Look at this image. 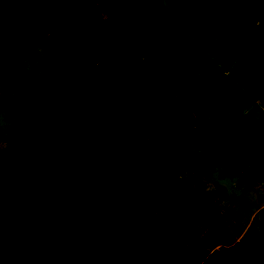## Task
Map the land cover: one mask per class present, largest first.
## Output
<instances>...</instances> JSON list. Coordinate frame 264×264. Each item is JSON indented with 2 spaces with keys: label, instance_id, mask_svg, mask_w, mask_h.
<instances>
[{
  "label": "rangeland",
  "instance_id": "obj_1",
  "mask_svg": "<svg viewBox=\"0 0 264 264\" xmlns=\"http://www.w3.org/2000/svg\"><path fill=\"white\" fill-rule=\"evenodd\" d=\"M103 7L0 0V156L49 106L82 136L110 117L102 69L78 57L71 35L74 22L98 20ZM109 13L112 50L128 47L203 126L229 132L240 164L264 160V0H137L131 9L116 0ZM153 123L111 119L94 149L199 258L221 244L206 264H264V209L253 214L264 182L225 173L182 119Z\"/></svg>",
  "mask_w": 264,
  "mask_h": 264
},
{
  "label": "trees",
  "instance_id": "obj_2",
  "mask_svg": "<svg viewBox=\"0 0 264 264\" xmlns=\"http://www.w3.org/2000/svg\"><path fill=\"white\" fill-rule=\"evenodd\" d=\"M125 9L137 0H118ZM104 0L102 16L73 23L78 57L100 65L110 117L88 136L51 106L22 126L0 156V264H199L196 253L127 183L112 159L96 153L97 131L130 114L162 125L182 119L196 142L239 183L264 182V160L244 166L229 132L203 126L128 47L111 49L118 34ZM197 87L188 94L196 96Z\"/></svg>",
  "mask_w": 264,
  "mask_h": 264
},
{
  "label": "crops",
  "instance_id": "obj_3",
  "mask_svg": "<svg viewBox=\"0 0 264 264\" xmlns=\"http://www.w3.org/2000/svg\"><path fill=\"white\" fill-rule=\"evenodd\" d=\"M237 177V176H236ZM237 182H239L238 181V178H237ZM240 199V198H239ZM241 201V200H240ZM261 209H264V203H261V204H259L258 206H256V208L254 209V211H253V214H255V213H257L259 210H261ZM239 240V236L236 238V241H238ZM221 244H216V245H214V246H211V247H207V249H205V253L203 254V256L201 257V258H199V261H200V263L199 264H206L207 262H209V260H210V258H211V256L213 255V253L215 252L214 251V249L216 248V247H218V246H220ZM231 244H223V246H225V247H228V246H230ZM211 264H219V262L218 261H214L213 263H211Z\"/></svg>",
  "mask_w": 264,
  "mask_h": 264
}]
</instances>
